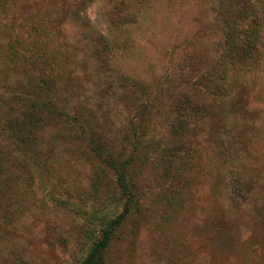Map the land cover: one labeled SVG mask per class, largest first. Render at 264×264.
<instances>
[{"label":"rangeland","instance_id":"obj_1","mask_svg":"<svg viewBox=\"0 0 264 264\" xmlns=\"http://www.w3.org/2000/svg\"><path fill=\"white\" fill-rule=\"evenodd\" d=\"M13 1L46 30L0 54V264H79L126 206L105 264H264V0L242 59L239 0Z\"/></svg>","mask_w":264,"mask_h":264},{"label":"trees","instance_id":"obj_2","mask_svg":"<svg viewBox=\"0 0 264 264\" xmlns=\"http://www.w3.org/2000/svg\"><path fill=\"white\" fill-rule=\"evenodd\" d=\"M91 0H80V2L73 8V20L82 24V27L91 26L89 19L80 14L83 7H85ZM113 6V11L117 13V19H111L116 27L125 24L130 20H134L135 12H126L127 5L136 2L141 5L143 0H109ZM18 8V3L13 0H0V54L7 52L8 59L19 56L16 43L13 39L21 37V33L30 40L29 47L32 46L34 39L30 36H40L45 33V30L37 23L27 22L24 18L16 16L13 11ZM124 11H120L123 10ZM117 11H115V10ZM219 15L226 28L227 37V54L236 59L247 58L257 43L258 34V21H257V4L254 0H239L232 4L231 2L225 3L223 7L220 5ZM121 12H126L121 14ZM58 21L60 20L57 15ZM23 37V36H22ZM99 39L105 40L107 36L98 34ZM5 45H2L4 44ZM134 141L132 142V150L136 154L137 143L143 144L142 136L139 130L133 134ZM131 158V157H130ZM106 160H110L107 156ZM127 160L118 163L117 166H111V169H126L128 165ZM119 184L122 189H127L123 178L119 177ZM131 198V195H129ZM129 212V207L126 206L125 211L114 220H110L106 226L100 230V239L96 240L89 249L86 257L79 264H105L103 254L107 249L111 240L112 233L115 228L119 226V222L125 213Z\"/></svg>","mask_w":264,"mask_h":264}]
</instances>
